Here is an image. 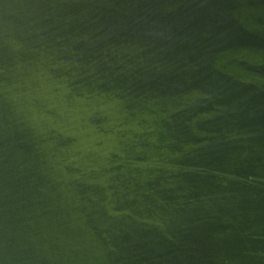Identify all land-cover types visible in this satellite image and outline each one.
Wrapping results in <instances>:
<instances>
[{
	"label": "water",
	"instance_id": "95a60500",
	"mask_svg": "<svg viewBox=\"0 0 264 264\" xmlns=\"http://www.w3.org/2000/svg\"><path fill=\"white\" fill-rule=\"evenodd\" d=\"M0 264H264V0H0Z\"/></svg>",
	"mask_w": 264,
	"mask_h": 264
}]
</instances>
